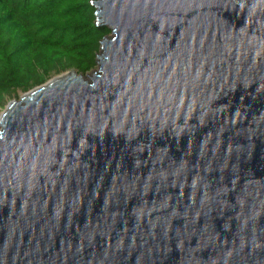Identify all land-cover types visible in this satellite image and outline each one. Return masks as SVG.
<instances>
[{"label":"water","instance_id":"obj_1","mask_svg":"<svg viewBox=\"0 0 264 264\" xmlns=\"http://www.w3.org/2000/svg\"><path fill=\"white\" fill-rule=\"evenodd\" d=\"M91 4L0 111V264H264V0Z\"/></svg>","mask_w":264,"mask_h":264},{"label":"trees","instance_id":"obj_2","mask_svg":"<svg viewBox=\"0 0 264 264\" xmlns=\"http://www.w3.org/2000/svg\"><path fill=\"white\" fill-rule=\"evenodd\" d=\"M109 31L91 0H0V110L54 74L91 70Z\"/></svg>","mask_w":264,"mask_h":264},{"label":"rangeland","instance_id":"obj_3","mask_svg":"<svg viewBox=\"0 0 264 264\" xmlns=\"http://www.w3.org/2000/svg\"><path fill=\"white\" fill-rule=\"evenodd\" d=\"M19 94H20V93H19ZM19 94H18L17 96L14 95L13 97L9 98V100L12 99V98H14V97H19ZM9 100H8V101H9ZM1 110H2V109H1ZM1 110H0V111H1Z\"/></svg>","mask_w":264,"mask_h":264}]
</instances>
